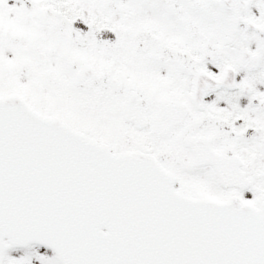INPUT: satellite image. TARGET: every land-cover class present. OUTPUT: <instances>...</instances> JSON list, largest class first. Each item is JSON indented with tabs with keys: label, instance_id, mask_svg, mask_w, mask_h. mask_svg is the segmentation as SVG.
<instances>
[{
	"label": "snow or ice",
	"instance_id": "obj_1",
	"mask_svg": "<svg viewBox=\"0 0 264 264\" xmlns=\"http://www.w3.org/2000/svg\"><path fill=\"white\" fill-rule=\"evenodd\" d=\"M0 264H264V0H0Z\"/></svg>",
	"mask_w": 264,
	"mask_h": 264
}]
</instances>
